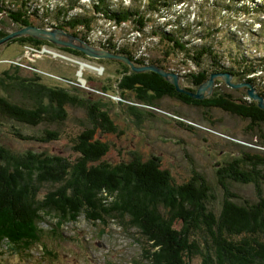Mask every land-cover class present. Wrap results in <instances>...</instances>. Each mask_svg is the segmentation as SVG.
<instances>
[{
	"label": "trees",
	"instance_id": "16d2710c",
	"mask_svg": "<svg viewBox=\"0 0 264 264\" xmlns=\"http://www.w3.org/2000/svg\"><path fill=\"white\" fill-rule=\"evenodd\" d=\"M34 1L0 0V14H5L19 26L45 28L48 25L87 42L90 34L96 31V15L114 23L115 27L133 25L134 37H129V42L118 44L112 41L111 36L98 48L127 57L136 66L157 65L173 73L162 63L166 62L165 56L181 53L185 60L197 67L205 61L211 64L196 74L189 72L184 75L193 86L183 87L188 92L195 93L214 73H229L233 83L248 82L264 97V89L258 88L254 81L258 71L255 58L249 61L246 56L237 55L236 45L229 47L236 56L232 53L225 56L232 66H224L223 56L207 41L212 33L194 35L200 41L197 44L184 39L192 32L189 26L183 28L179 21L164 20L165 23L160 25L151 24L153 16L166 19L179 0H133V6L118 7L113 6L110 0H93L92 12L81 11L73 16L69 15L70 10H83L80 0H69L70 3L58 5L54 10ZM261 9L254 14L264 15ZM32 17L39 19V23L34 24ZM202 25L199 24L200 27ZM146 38L153 45L151 49L158 48L162 57H146L148 48L141 51L135 41ZM156 38L158 41L154 44ZM21 40L34 45L40 43L31 37ZM119 62L123 70L116 74L119 75L117 78L120 77L119 95L123 98L133 95L137 102L150 103L167 97L191 107H218L248 121L251 129L264 123V110L259 109L257 103L248 100L245 93L241 96L231 93L239 90L227 93L215 88L211 97L196 100L185 93H178L174 86L155 73L136 74ZM218 81V84L224 83L220 77ZM49 89V99L59 111L67 105L84 109L88 125L70 140L76 153L74 159L47 152H19L0 143V249L3 248L2 241L7 240L9 248L13 245L19 252L31 250L41 235L35 223L42 215L53 213L63 221H76L84 214L93 222L107 224L113 219L130 230L134 229L140 234V242L144 244L142 255L148 264H192L194 258H200L201 264H264L263 153L241 150L236 157L216 163V185L222 192L220 209H217V188L200 172L193 170L187 181L178 182L164 167L160 156L144 159L140 154L130 152L127 160L107 159L113 144L105 141V137L120 135L107 110L92 99L81 98L73 90L60 86ZM131 110L134 113L135 109ZM38 116L0 97V118L37 127L47 122ZM146 116L155 117L149 113ZM171 118L176 127L195 133L184 121ZM18 132L14 131V136L26 142L48 143L60 136L48 129L39 136H23ZM233 183L253 185V200H242L233 191Z\"/></svg>",
	"mask_w": 264,
	"mask_h": 264
},
{
	"label": "rangeland",
	"instance_id": "374dc122",
	"mask_svg": "<svg viewBox=\"0 0 264 264\" xmlns=\"http://www.w3.org/2000/svg\"><path fill=\"white\" fill-rule=\"evenodd\" d=\"M36 1L40 6H48L53 10L58 5L70 3L69 0ZM36 1L34 2L37 3ZM92 1L80 0L79 4L83 10L75 8L70 10L69 15L87 12L86 10L92 12ZM110 1L116 7L134 5L133 0ZM179 1L166 19L153 16L151 24H162L165 23L164 20L179 21L183 28L189 26L192 32L191 36H185L184 39L197 44H200V41L195 39L194 35L212 33L211 38L205 37L223 56L224 66H232V62L225 58L231 53L234 56H246L249 61L255 58L256 67H260H255L258 71L254 81L258 88L264 89V15L254 14L261 8L264 11V0ZM96 18V31L87 39L91 46L98 48L111 36L112 41L118 44L129 42V37H134L133 25L115 27L114 23L102 19L99 15H96ZM32 21L34 24L39 23V19L33 17ZM258 21L263 22L258 24ZM200 23H203L201 27ZM23 27L25 26L12 22L5 14H0V37ZM45 28L52 29L48 25ZM169 28L167 26L166 30L169 31ZM23 38L25 37L13 39L0 46V97L31 115L44 117L47 122L33 127L0 118V143L8 148L19 152H47L72 159L76 157L70 140L87 127V115L84 109L68 105L63 111H59L58 106L50 101L47 91L51 90L49 87L60 86L75 91V94L83 99L96 101L113 118L120 135L105 137V141L113 144L107 159L127 160L130 159V152H136L144 159L152 155L160 156L164 167L178 182L187 181L193 170L200 172L217 188V209H220L222 192L216 185V163L236 157L241 150L264 154V123L251 129L248 121L218 107H191L167 97L150 103L137 102L133 95L123 98L119 95L120 77L117 78L119 75L116 74L123 70L117 63L119 61L96 60L84 54L82 56V53L78 54L80 52L71 48L56 47L47 41H39V44L34 45L24 42L21 40ZM146 39L135 40L141 51L148 48L145 51L146 57H162L159 49H151L153 45L149 42L150 39ZM157 41L156 38L153 43ZM233 44L236 45L235 51L241 54H234L235 51L229 48ZM165 58L166 62L162 64L183 79L180 83L184 88L193 87L185 74H196L202 68L211 66L205 61L197 67L193 62L185 60L181 53ZM86 64L94 69H84L83 65ZM218 79L215 80L214 90L218 88L227 93L235 91L225 83L218 84ZM238 90L241 93H231L241 96L246 91L245 88ZM131 109H135L134 113ZM148 113L155 117H147ZM171 117L184 121L195 133H188L187 130L176 127ZM46 129L56 131L60 136L48 143H37L20 140L13 134L14 131H19L23 136H39ZM232 187L242 200H253L255 197L253 185L233 183ZM106 223L90 221L84 214L76 221H63L53 213L42 215L35 223L41 233L39 241L31 250L19 252L13 245L9 248L7 240H3L2 247L11 251L5 258L0 256V264H148L142 255L144 244L140 242V234L134 229L122 226L117 220H108ZM192 264H201V259L194 258Z\"/></svg>",
	"mask_w": 264,
	"mask_h": 264
},
{
	"label": "water",
	"instance_id": "95a60500",
	"mask_svg": "<svg viewBox=\"0 0 264 264\" xmlns=\"http://www.w3.org/2000/svg\"><path fill=\"white\" fill-rule=\"evenodd\" d=\"M31 37L38 41H47L50 44L61 47V48H71L77 50L78 52L84 54L88 58L101 60V59H111L124 63L128 66L129 71L141 74L146 72H152L168 83H170L178 93H185L196 100H204L213 94L215 87V80L221 78L223 82L232 89L238 90L241 88H246L245 95L248 100L257 103L259 109L264 110V97L259 95L257 90L250 83H233V77L229 73H214L209 79L203 82L195 93L188 92L181 86V81L183 80L177 73L166 71L158 67L157 65H147V66H136L130 59L122 55H115L105 49L97 48L91 46L81 37L66 33L63 29L59 28H38L35 26H25L16 31L10 32L8 35L0 39V46L16 38Z\"/></svg>",
	"mask_w": 264,
	"mask_h": 264
},
{
	"label": "bare ground",
	"instance_id": "6f19581e",
	"mask_svg": "<svg viewBox=\"0 0 264 264\" xmlns=\"http://www.w3.org/2000/svg\"><path fill=\"white\" fill-rule=\"evenodd\" d=\"M89 66H91V65H88V64H86V65H83V68L85 69V68H89V69H94V68H92L93 66H91V67H89ZM99 69V68H98ZM101 70V69H100ZM102 71V70H101Z\"/></svg>",
	"mask_w": 264,
	"mask_h": 264
},
{
	"label": "clouds",
	"instance_id": "9594fccd",
	"mask_svg": "<svg viewBox=\"0 0 264 264\" xmlns=\"http://www.w3.org/2000/svg\"><path fill=\"white\" fill-rule=\"evenodd\" d=\"M2 249H5V248H2ZM2 249H1V250H2Z\"/></svg>",
	"mask_w": 264,
	"mask_h": 264
}]
</instances>
